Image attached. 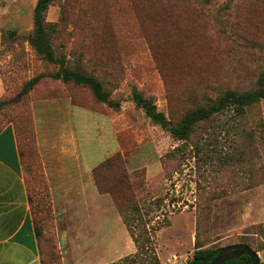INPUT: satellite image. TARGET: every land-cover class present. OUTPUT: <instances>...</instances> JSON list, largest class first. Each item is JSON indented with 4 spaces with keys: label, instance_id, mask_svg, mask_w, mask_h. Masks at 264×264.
<instances>
[{
    "label": "rangeland",
    "instance_id": "rangeland-1",
    "mask_svg": "<svg viewBox=\"0 0 264 264\" xmlns=\"http://www.w3.org/2000/svg\"><path fill=\"white\" fill-rule=\"evenodd\" d=\"M36 2L0 0V129L16 133L40 263L129 264L137 249L123 250L131 235L122 209L139 240L151 237L160 264H188L196 238L203 248L246 240L264 264V100L243 125L227 111L188 141L132 101L136 87L176 122L227 88H255L264 0H51L45 21L56 55L100 79L116 108L52 77L58 65L29 41ZM238 141L252 145L251 162L223 163ZM111 157L118 162L95 182L92 169Z\"/></svg>",
    "mask_w": 264,
    "mask_h": 264
},
{
    "label": "trees",
    "instance_id": "trees-1",
    "mask_svg": "<svg viewBox=\"0 0 264 264\" xmlns=\"http://www.w3.org/2000/svg\"><path fill=\"white\" fill-rule=\"evenodd\" d=\"M201 1L206 3L209 0ZM50 2L51 0H37L35 4L33 12V30L29 39L31 46L34 48L36 53L42 56L45 60L58 65L59 68L55 73L52 74V77L59 78L64 82H72L76 85L87 87L92 92V95L97 102L104 103L113 108L118 107V102L113 101L110 98V91L104 87V84L100 79H98L95 75L84 71L80 65H75L73 67L70 66L67 63V60H65V57L56 55L51 43V29L49 28V24L45 21V12ZM38 80V77L28 80L24 84L22 90L18 93V99L21 98L22 95L28 93L38 82ZM260 100H264V76L258 79L255 88L249 90L227 88L224 91L218 93L213 98H206L204 101H200L198 105L186 110V112L176 122H173L169 121L163 112L156 109V106L150 98L145 97L139 90H137L136 87L132 88V101L135 103V105L138 108H141L145 115L153 122L158 123L163 128L168 129L175 139L182 141H188L191 136L199 128H201L202 125H207L214 122L218 119V117L227 111L231 112V118L234 119L238 125H243V119H245V117L251 113L252 107H254ZM239 129L241 130L242 137L244 129L238 128V130ZM254 131H256V129L254 130V128H251L250 133L253 134ZM246 138H252V135H248ZM239 142L240 141H238L234 146L231 154L228 152L227 155L222 158L223 163L245 161L251 162L252 159L247 158L249 154H246V149L249 150V153L252 152V145L248 142ZM178 149L179 147L174 150ZM201 149L202 145H200L198 142L194 143V151L196 154H198ZM18 153L19 158H21L19 146ZM168 155L172 158L175 156V153L170 152ZM115 158L116 157L106 158L92 169V175L95 179V182L102 172V169H108L114 165V163L116 164L118 162ZM122 212L123 211L121 209L122 220L126 223V226L130 230L131 238L137 249L134 255L135 259L136 257L138 258L139 255L144 257L148 255L152 260V262H145L142 260V258L141 261H137L134 259V257H132L131 261H129V264H160L158 258L155 256V253L150 248L152 245L151 237L147 234V232H145L146 234L143 236L142 240H139V236L131 230L132 224L128 223L127 217ZM34 233L35 238L38 234H40L39 229L35 226ZM239 243L248 245L253 251L256 252V250L252 248L249 242L246 240H243ZM221 248L222 246L214 245H209L208 247L203 248L196 238L195 250L188 264H207ZM124 260H127V257ZM224 264H251V261L249 256L243 255L239 259H232L225 262Z\"/></svg>",
    "mask_w": 264,
    "mask_h": 264
},
{
    "label": "crops",
    "instance_id": "crops-1",
    "mask_svg": "<svg viewBox=\"0 0 264 264\" xmlns=\"http://www.w3.org/2000/svg\"><path fill=\"white\" fill-rule=\"evenodd\" d=\"M112 129L113 127L111 133L116 143L113 148L115 150L117 141ZM76 157L78 158L77 155ZM86 170L90 171V168ZM104 204L106 203L102 200L95 206L98 234L103 239L106 235ZM80 210L83 209L78 211ZM128 237L129 241L124 242L123 250H134L135 244L131 236ZM104 244L101 246L104 247ZM0 264H41L12 125H5L0 130Z\"/></svg>",
    "mask_w": 264,
    "mask_h": 264
},
{
    "label": "water",
    "instance_id": "water-1",
    "mask_svg": "<svg viewBox=\"0 0 264 264\" xmlns=\"http://www.w3.org/2000/svg\"><path fill=\"white\" fill-rule=\"evenodd\" d=\"M243 255L249 256L251 264H258L259 258L257 253L244 243L222 247L207 264H224L229 260L239 259Z\"/></svg>",
    "mask_w": 264,
    "mask_h": 264
}]
</instances>
